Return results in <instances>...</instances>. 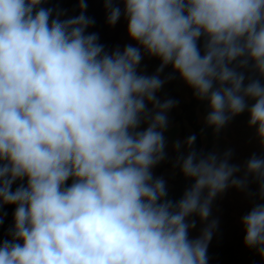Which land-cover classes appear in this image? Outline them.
<instances>
[{
    "label": "clouds",
    "instance_id": "1",
    "mask_svg": "<svg viewBox=\"0 0 264 264\" xmlns=\"http://www.w3.org/2000/svg\"><path fill=\"white\" fill-rule=\"evenodd\" d=\"M47 4L0 0V264H209L230 192L264 264V0H104L108 26L125 24L111 50L86 0L75 16ZM173 80L204 105L199 147L193 131L170 142ZM240 116L243 158L219 145Z\"/></svg>",
    "mask_w": 264,
    "mask_h": 264
},
{
    "label": "rangeland",
    "instance_id": "2",
    "mask_svg": "<svg viewBox=\"0 0 264 264\" xmlns=\"http://www.w3.org/2000/svg\"><path fill=\"white\" fill-rule=\"evenodd\" d=\"M79 0H48L46 7L65 10L68 16L79 14ZM88 5L86 14L93 18L95 23L87 32L97 33L99 42L105 46L106 50H111L118 45H123L126 41L125 24L119 22L115 27H109L106 23V13L103 7L104 0H86ZM148 71L151 72L156 67L158 61H146ZM168 96L179 101L178 109L171 112L172 127L168 133L170 142L176 138H185L190 131L197 134V147L200 146L199 137L200 123L199 114L204 113V105L192 98L191 91L186 89L177 80H173L166 85ZM246 116L238 117L221 135L219 145L223 148L225 145L235 147L238 155L243 158L249 152L255 150V143L249 142L252 135L246 127ZM203 144L211 148L214 141L211 137V130H208V136L203 139ZM170 155L175 156L170 151ZM172 165L164 162L155 169L156 175L171 172ZM178 173V170H176ZM169 184L173 185L170 189V196L179 199L186 183L179 174L173 179L170 175L166 177ZM216 204L219 211L215 212L220 219V228L214 235L208 248L209 264H261L259 257L252 251L245 249L242 244V233L237 223L238 217L247 211L246 201L240 194L230 192L223 200H218ZM13 206H6L0 209V216L4 221L0 224V241L7 238V231L12 225ZM6 213V215H4Z\"/></svg>",
    "mask_w": 264,
    "mask_h": 264
}]
</instances>
